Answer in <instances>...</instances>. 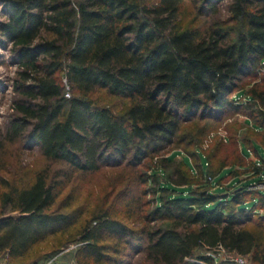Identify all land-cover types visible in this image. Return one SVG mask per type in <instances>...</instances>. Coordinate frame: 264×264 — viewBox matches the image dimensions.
I'll return each instance as SVG.
<instances>
[{
  "label": "trees",
  "instance_id": "trees-1",
  "mask_svg": "<svg viewBox=\"0 0 264 264\" xmlns=\"http://www.w3.org/2000/svg\"><path fill=\"white\" fill-rule=\"evenodd\" d=\"M221 1L0 0V47L17 67L0 130V253L60 264L39 245L78 238L77 264H127L131 251L143 264H213L205 250L223 244L264 264V192L250 187L264 161V0H229L227 18ZM202 14L212 17L200 24ZM224 122L226 141L203 149ZM25 143L47 163L28 177L2 172L9 146ZM171 147L190 159L149 161ZM54 162L66 166L55 175ZM126 162L151 169L133 176L153 193L140 224L109 205L86 217L56 205L75 172ZM245 171L251 180L224 181Z\"/></svg>",
  "mask_w": 264,
  "mask_h": 264
},
{
  "label": "rangeland",
  "instance_id": "rangeland-1",
  "mask_svg": "<svg viewBox=\"0 0 264 264\" xmlns=\"http://www.w3.org/2000/svg\"><path fill=\"white\" fill-rule=\"evenodd\" d=\"M228 5L229 0H223L220 2V12L218 14L219 17L227 18L229 16ZM195 11L197 10H195L193 4L188 3L186 5L185 18L187 20V23L190 22L193 18ZM205 15L206 14H202L199 17L200 24L203 23V19L212 17V15ZM16 69V65H14L11 61L10 46L7 48L0 47V130L2 132L6 130L9 120L13 114V101L15 93L13 91L12 84ZM235 97L240 98L241 93L236 94ZM242 99L246 100L244 96H242ZM239 117L241 119H245L246 116ZM225 125L226 122L222 123L218 128L214 129L210 134H208V136H206V138L202 141L201 147L203 149H207L211 147L217 139H223L226 141L228 130ZM160 154L163 155H158L154 158V160L149 159V161L153 163L155 160H158L159 157L174 154L177 160H181L182 157H187L188 159H190L184 147L175 149L171 147L167 150L161 151ZM6 158L9 162L8 171L2 172L9 176L23 175L24 177H28L35 169L47 163V160L44 158L40 147L36 145H30L29 143L23 144L22 147H19L18 145H10L9 154L6 155ZM65 167L66 166H64L62 163L54 162L51 171H54L53 174L55 175L58 174L57 170H59V168ZM139 168H141L142 170L151 171V169L146 167V165L133 167L132 164H128L126 162L121 166L111 167L106 165L98 172H75L74 175L69 178V180L67 179V184L65 185V188L63 189L56 205H62L65 209H71L73 207L79 206L83 210H85L83 217H86L91 211L98 207H105L109 205L110 209L115 212V214L123 218L129 224H140L143 221L145 212L150 209V206H152L151 199L153 198V193L149 192L146 194H140L141 185H139L137 180L133 177L135 175L136 169ZM238 168L242 169L243 167L238 166ZM227 169H229V167H227L225 170ZM252 174V171H245L239 174L238 177H234L233 180L231 179V176L227 175L224 178V181L228 182V185H230L235 180H237L236 182L238 184V182L251 180ZM198 185L200 184L195 182L191 186L178 188H184L186 191H190L192 186L198 188ZM223 185L226 186V183H224ZM220 191L227 190L226 188L221 189L219 185L214 192ZM227 195L228 197H231L233 195V191H228ZM136 198L138 202H136ZM129 200H134L131 205L129 203ZM148 200H150V204L148 203ZM219 200H222V197H218L216 199V201ZM252 202L253 199H250L249 203ZM257 212L263 213L264 209H259ZM80 244L81 240L78 238L63 241L61 244L56 238H51V240L49 239L48 242L41 243L38 248L51 256L56 255L57 263L77 264L75 251ZM56 247H58V249ZM205 253L212 254V249L205 250ZM39 255L40 251H35L34 254L30 255L28 258L19 260L11 258L7 253L3 252L0 253V262L2 264H36L33 262V259L35 256ZM126 258L128 259L127 264H143L144 252L131 251V254L127 255ZM48 263L49 262H47V264Z\"/></svg>",
  "mask_w": 264,
  "mask_h": 264
},
{
  "label": "built area",
  "instance_id": "built-area-1",
  "mask_svg": "<svg viewBox=\"0 0 264 264\" xmlns=\"http://www.w3.org/2000/svg\"><path fill=\"white\" fill-rule=\"evenodd\" d=\"M65 94L67 97L71 96L69 86ZM256 162L258 165H261L262 168L258 172L256 179L250 184V187L259 188L264 192V161L257 158ZM207 178L211 180L212 183H217L216 176L208 174ZM212 256L214 258L213 264H258L250 260L246 255L230 253L223 244H218L212 248ZM0 264L2 263L0 262Z\"/></svg>",
  "mask_w": 264,
  "mask_h": 264
}]
</instances>
